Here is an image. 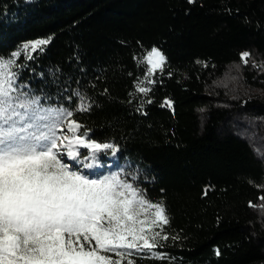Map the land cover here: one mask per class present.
<instances>
[{"label":"trees","instance_id":"16d2710c","mask_svg":"<svg viewBox=\"0 0 264 264\" xmlns=\"http://www.w3.org/2000/svg\"><path fill=\"white\" fill-rule=\"evenodd\" d=\"M48 38L36 59L19 57L20 82L45 105L75 108L73 90L94 100L73 118L121 146L115 158L100 154L95 172L139 167L136 183L166 208L170 238L154 250L165 258H129L264 264V159L254 151L264 152V0H0V57ZM154 46L167 60L149 84L141 61ZM234 66L250 90L229 98L216 83Z\"/></svg>","mask_w":264,"mask_h":264},{"label":"snow or ice","instance_id":"6c2138e0","mask_svg":"<svg viewBox=\"0 0 264 264\" xmlns=\"http://www.w3.org/2000/svg\"><path fill=\"white\" fill-rule=\"evenodd\" d=\"M50 42L29 41L0 57V264H122L126 259L135 264L129 257L145 251L164 259L154 250L164 247L161 239L170 238L164 232L169 217L163 203H153L136 183L142 169L95 172L100 154L115 158L121 146L91 138L92 130L73 118L90 111L94 100L73 90L66 99L76 97L75 108L45 105L46 96L20 82L26 64L18 63L19 57L34 60ZM250 56L242 52V62L247 64ZM166 60L155 46L142 58L149 84ZM143 83L136 90L146 95L152 89ZM163 106L171 108L172 101L166 99ZM81 148L88 150L83 158ZM254 151L264 159V152ZM126 166L132 168L127 158Z\"/></svg>","mask_w":264,"mask_h":264},{"label":"rangeland","instance_id":"374dc122","mask_svg":"<svg viewBox=\"0 0 264 264\" xmlns=\"http://www.w3.org/2000/svg\"><path fill=\"white\" fill-rule=\"evenodd\" d=\"M240 73L237 71V66L230 67L227 72L217 81L216 85L222 91H224L229 98H234L236 95L235 92L242 90H250L246 84L240 82ZM256 92V89H253Z\"/></svg>","mask_w":264,"mask_h":264}]
</instances>
